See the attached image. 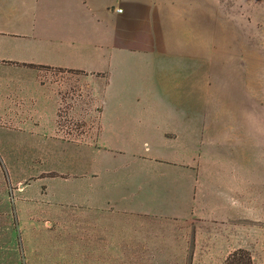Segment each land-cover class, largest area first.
Returning <instances> with one entry per match:
<instances>
[{"label": "crops", "instance_id": "1", "mask_svg": "<svg viewBox=\"0 0 264 264\" xmlns=\"http://www.w3.org/2000/svg\"><path fill=\"white\" fill-rule=\"evenodd\" d=\"M218 11V0H0V119L37 157L67 158L19 195L50 207L51 221L67 213L86 260L103 237L116 255L121 233H199L232 214L227 173L206 159L231 139L203 99ZM55 72L97 91L82 102L97 110L92 141L56 137Z\"/></svg>", "mask_w": 264, "mask_h": 264}, {"label": "rangeland", "instance_id": "2", "mask_svg": "<svg viewBox=\"0 0 264 264\" xmlns=\"http://www.w3.org/2000/svg\"><path fill=\"white\" fill-rule=\"evenodd\" d=\"M218 10V45L202 47L203 69L215 82L203 99L212 117L226 120L220 134L231 138L206 154L217 177L227 173L235 200L228 219L199 223V233H121L116 255L113 240L103 237L96 260L88 261L83 233L67 230L68 214L51 221L50 207L38 209L18 191L40 173L62 169L67 158L51 151L37 157L36 143L19 141L0 119V264H264V0H218ZM53 76L60 91L56 137L92 141L97 110L82 102L91 104L97 91L77 75Z\"/></svg>", "mask_w": 264, "mask_h": 264}, {"label": "built area", "instance_id": "3", "mask_svg": "<svg viewBox=\"0 0 264 264\" xmlns=\"http://www.w3.org/2000/svg\"><path fill=\"white\" fill-rule=\"evenodd\" d=\"M118 11H120V9H118Z\"/></svg>", "mask_w": 264, "mask_h": 264}]
</instances>
